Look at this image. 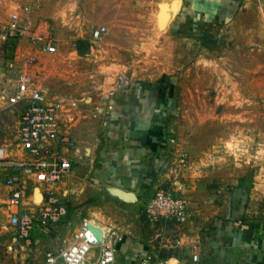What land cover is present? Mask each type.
<instances>
[{
  "label": "rangeland",
  "instance_id": "1",
  "mask_svg": "<svg viewBox=\"0 0 264 264\" xmlns=\"http://www.w3.org/2000/svg\"><path fill=\"white\" fill-rule=\"evenodd\" d=\"M164 4L169 11L162 26ZM14 13L22 33L0 41V53L19 62L32 59L35 78L49 96L77 102L66 121L75 153L71 172L56 186L69 207L66 219L29 250L15 246L12 229L1 218L0 264H44V251L69 238L83 218L116 240V250L124 246L116 254L120 264H128V252L139 249L178 261L172 249L183 228L152 223L141 208L155 189L176 181L189 204L188 222L212 227L217 201L227 207L238 202L243 212L237 225L250 223L259 232L264 0H0V23ZM98 27L105 31L94 39ZM47 44L56 51L39 49ZM141 104L166 144L151 192L145 185L142 192L117 187L105 169L115 157L116 139L129 134L121 130L140 116L135 108ZM18 113L0 97V155L17 154ZM41 191L27 183L25 202L39 203Z\"/></svg>",
  "mask_w": 264,
  "mask_h": 264
},
{
  "label": "built area",
  "instance_id": "2",
  "mask_svg": "<svg viewBox=\"0 0 264 264\" xmlns=\"http://www.w3.org/2000/svg\"><path fill=\"white\" fill-rule=\"evenodd\" d=\"M19 21L18 14L14 13L7 22L0 23V41L22 33ZM104 31V27L96 28L93 38L99 39ZM39 49L45 53L56 51L51 44ZM33 65L32 59L19 62L0 53V97L19 112L14 139L17 154L0 155V221L5 218L12 229L15 246L29 250L49 227L64 221L69 211L56 186L74 165L75 145L66 121L72 117L77 104L73 99L49 96L45 86L35 78ZM27 183L34 190L42 189V199L36 205L25 202ZM188 210V201L178 181L173 187L157 188L142 206V214L150 222L178 227L187 221ZM89 226L98 228L83 218L56 249L45 250L44 264H120L116 260L117 241L104 232L101 241H97ZM180 245L181 241L177 240L175 246ZM189 250L191 261L198 263L199 243H190ZM128 264L180 263L174 257L145 251L131 258Z\"/></svg>",
  "mask_w": 264,
  "mask_h": 264
},
{
  "label": "crops",
  "instance_id": "3",
  "mask_svg": "<svg viewBox=\"0 0 264 264\" xmlns=\"http://www.w3.org/2000/svg\"><path fill=\"white\" fill-rule=\"evenodd\" d=\"M135 110L136 113L141 112L140 116L138 119L135 117L130 120L127 127L124 126L121 130L123 135L127 134L125 132L129 134L127 137L120 136L119 139H116L118 140L115 148L116 153L113 154L115 157H111L110 164L105 166V169L107 168V173L117 187L133 186L139 192L145 191V189L151 192L152 186L150 185L153 182L155 171L163 162V157H157L159 153L166 155L164 152L166 144L161 141L160 137L158 138L159 127H154V121L147 119V106L141 104ZM152 185L154 186V183ZM150 198L148 197L146 201ZM217 202H219L218 205L216 208L214 207L217 217L212 227L205 223L202 225L201 222L195 220L188 222V219L182 225L183 229L180 230L181 233L177 239L181 241L180 248L175 246L172 249V251L178 252V262L180 264H264V224H261L258 233L254 231L256 230L255 226L250 223L240 228L241 226L237 225L240 214L243 212L240 203L235 202L238 207L235 204L227 207L224 205L225 201ZM142 206L143 204L141 208ZM226 218L231 220L228 221ZM195 242L199 243L200 248L198 263L191 261L189 250V244ZM126 245L123 253L127 250ZM117 246V250L124 249V246L120 244ZM145 251L148 250L139 249L133 255L128 252L129 255H127L125 263L128 262V259Z\"/></svg>",
  "mask_w": 264,
  "mask_h": 264
},
{
  "label": "bare ground",
  "instance_id": "4",
  "mask_svg": "<svg viewBox=\"0 0 264 264\" xmlns=\"http://www.w3.org/2000/svg\"><path fill=\"white\" fill-rule=\"evenodd\" d=\"M168 11H169L168 6L165 4L162 5L161 14H160V18H159L160 25H162V26H164V24H166V21L168 18Z\"/></svg>",
  "mask_w": 264,
  "mask_h": 264
},
{
  "label": "water",
  "instance_id": "5",
  "mask_svg": "<svg viewBox=\"0 0 264 264\" xmlns=\"http://www.w3.org/2000/svg\"><path fill=\"white\" fill-rule=\"evenodd\" d=\"M89 228L95 233V236L97 238V241H101V238H102V233L100 231V229L96 228V227H93V226H89Z\"/></svg>",
  "mask_w": 264,
  "mask_h": 264
}]
</instances>
